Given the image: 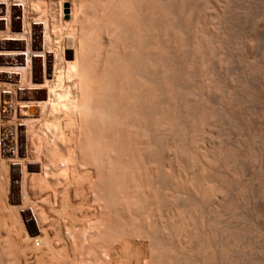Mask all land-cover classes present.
<instances>
[{
    "label": "rangeland",
    "instance_id": "374dc122",
    "mask_svg": "<svg viewBox=\"0 0 264 264\" xmlns=\"http://www.w3.org/2000/svg\"><path fill=\"white\" fill-rule=\"evenodd\" d=\"M0 264H264V0H0Z\"/></svg>",
    "mask_w": 264,
    "mask_h": 264
}]
</instances>
